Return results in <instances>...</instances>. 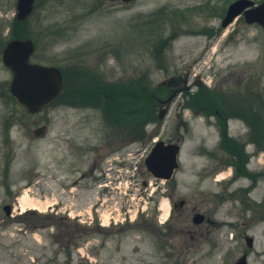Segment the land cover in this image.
<instances>
[{"label":"rangeland","instance_id":"374dc122","mask_svg":"<svg viewBox=\"0 0 264 264\" xmlns=\"http://www.w3.org/2000/svg\"><path fill=\"white\" fill-rule=\"evenodd\" d=\"M232 1L35 0L18 21L16 0H0V264H234L243 253L264 264V28L242 16L222 28ZM24 37L30 61L58 67L63 81L62 97L35 115L10 96L1 57ZM70 92L76 101L62 99ZM157 140H179L166 185L203 201L217 222L208 239L183 232L167 244L149 228L144 159ZM129 151L131 203L149 213L101 226L89 206L107 193L91 184ZM122 200L100 213L116 217Z\"/></svg>","mask_w":264,"mask_h":264},{"label":"water","instance_id":"95a60500","mask_svg":"<svg viewBox=\"0 0 264 264\" xmlns=\"http://www.w3.org/2000/svg\"><path fill=\"white\" fill-rule=\"evenodd\" d=\"M34 0H17L16 17L25 19L33 10ZM242 13L247 23L256 22L264 28V0L254 5L253 0H234L226 10L221 26H226L237 15ZM34 50L30 39L10 40L3 49L2 61L10 69L12 80L10 91L16 101L27 111L36 112L51 102L60 92L62 76L55 66L31 63L29 58ZM40 131V132H38ZM42 128L37 129L41 133ZM179 146L173 143L158 141L145 158L149 172L155 177L170 179L173 171L179 167L177 154ZM9 213V206H4ZM200 216L195 215V219ZM246 243L252 246V237L246 236ZM234 264H248L243 254Z\"/></svg>","mask_w":264,"mask_h":264},{"label":"flooded vegetation","instance_id":"af4514ba","mask_svg":"<svg viewBox=\"0 0 264 264\" xmlns=\"http://www.w3.org/2000/svg\"><path fill=\"white\" fill-rule=\"evenodd\" d=\"M8 83H10V81H8ZM7 90L9 91V84ZM62 94L57 96L54 100H52L47 107L55 104L57 100L60 97H62ZM62 99L68 102H72V101H76L77 98L72 96L70 92L69 94L66 95L64 94V98ZM18 108L24 111L26 115H35L43 110L42 109L38 112H28L21 106H18ZM224 126H226V123ZM41 127L43 131L41 133H38L40 131L37 132V129ZM46 130H47V126L45 124H41L35 126L32 129V132L35 136L41 137L45 134ZM130 141H131V136H130ZM129 154H131V151L129 152ZM158 180L159 179H155L149 184L145 182L144 185V190L148 198V203L151 205L149 207L150 213L153 211V215L151 216V219H149L148 222L149 228L159 233L161 236L164 235V237H166L167 241L169 242L167 244H171V242L174 241V239L176 240L177 238H179V236L183 232L190 235V238L193 241H195L199 237H204L208 239L211 233L210 226L215 225L217 222L213 219L212 216H210L207 209L203 210V201L201 203H198L199 201H196L197 203L190 204L187 202V200L183 198H177V196H175L174 189L171 190L170 188H168L166 183L161 185V183L158 182ZM96 181L98 180L96 179ZM70 186L71 184H69L68 187ZM163 195H166L169 203H171L169 216L165 219H161L162 216H161L160 208L158 206L159 200ZM149 209H147L146 211L147 214L149 213L148 212ZM197 214L200 217L194 220L195 215ZM189 219L191 220V224L189 223Z\"/></svg>","mask_w":264,"mask_h":264},{"label":"bare ground","instance_id":"6f19581e","mask_svg":"<svg viewBox=\"0 0 264 264\" xmlns=\"http://www.w3.org/2000/svg\"><path fill=\"white\" fill-rule=\"evenodd\" d=\"M221 176H223V174H222ZM24 198H26V199H27V196H24ZM24 205H26V204H23L22 206H24Z\"/></svg>","mask_w":264,"mask_h":264},{"label":"trees","instance_id":"16d2710c","mask_svg":"<svg viewBox=\"0 0 264 264\" xmlns=\"http://www.w3.org/2000/svg\"><path fill=\"white\" fill-rule=\"evenodd\" d=\"M79 96V95H78ZM223 128H224V126H223ZM257 143V142H256Z\"/></svg>","mask_w":264,"mask_h":264}]
</instances>
